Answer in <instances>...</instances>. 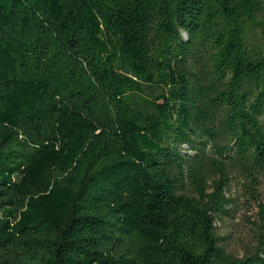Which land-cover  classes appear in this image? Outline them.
Instances as JSON below:
<instances>
[{
  "label": "trees",
  "instance_id": "16d2710c",
  "mask_svg": "<svg viewBox=\"0 0 264 264\" xmlns=\"http://www.w3.org/2000/svg\"><path fill=\"white\" fill-rule=\"evenodd\" d=\"M263 181L264 0H0V264H264Z\"/></svg>",
  "mask_w": 264,
  "mask_h": 264
},
{
  "label": "rangeland",
  "instance_id": "374dc122",
  "mask_svg": "<svg viewBox=\"0 0 264 264\" xmlns=\"http://www.w3.org/2000/svg\"><path fill=\"white\" fill-rule=\"evenodd\" d=\"M245 183H233L228 194L234 200L230 216L216 222L220 244L233 255L240 256L245 248L255 243L256 226L260 224V205H264V181L258 187L257 198L246 192Z\"/></svg>",
  "mask_w": 264,
  "mask_h": 264
}]
</instances>
